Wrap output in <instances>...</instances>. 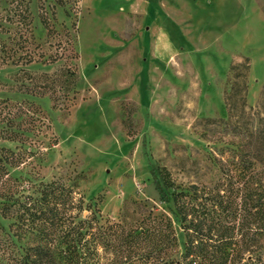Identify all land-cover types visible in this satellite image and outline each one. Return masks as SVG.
<instances>
[{"label": "rangeland", "instance_id": "1", "mask_svg": "<svg viewBox=\"0 0 264 264\" xmlns=\"http://www.w3.org/2000/svg\"><path fill=\"white\" fill-rule=\"evenodd\" d=\"M244 127L264 128V0H0V154L22 157L25 196L74 187L83 216L128 233L173 218L153 169L236 198ZM14 223L0 216V264Z\"/></svg>", "mask_w": 264, "mask_h": 264}, {"label": "trees", "instance_id": "2", "mask_svg": "<svg viewBox=\"0 0 264 264\" xmlns=\"http://www.w3.org/2000/svg\"><path fill=\"white\" fill-rule=\"evenodd\" d=\"M239 93L240 89L231 93L228 101L233 102ZM209 122L217 124L218 120ZM244 130L250 149L243 155L245 160L237 176L239 202L220 192L205 198L203 194L200 196L203 192L197 186L187 193L172 190L160 170L153 169L151 174L160 201L173 205L170 208L173 218L151 214L148 224L142 222L139 229L128 233L120 224L104 220L96 210L91 216H83L84 201L75 198L74 187L66 188L58 182L42 183L32 195L25 196L23 183L11 178L8 171L19 167L23 159L2 150L0 216L5 220L15 219L16 225L15 233L9 235L11 239L3 248L5 261L7 264H101L99 249H102L116 257L109 264H261L264 261V128L244 127ZM10 137L6 139L15 141ZM258 165L263 166L262 171H258Z\"/></svg>", "mask_w": 264, "mask_h": 264}]
</instances>
